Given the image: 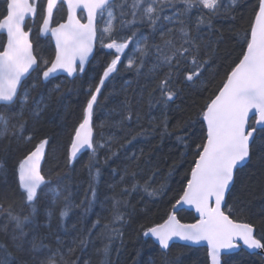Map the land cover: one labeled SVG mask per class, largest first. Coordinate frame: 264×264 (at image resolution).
<instances>
[{"label": "snow or ice", "instance_id": "obj_1", "mask_svg": "<svg viewBox=\"0 0 264 264\" xmlns=\"http://www.w3.org/2000/svg\"><path fill=\"white\" fill-rule=\"evenodd\" d=\"M0 4L3 5L0 35H6V41L0 42V144H3L0 148V188L9 186L7 161L12 140L31 144L37 130L29 129V117L38 122L48 110L53 93L62 94L61 85H54L46 94L33 93L55 79L57 73H67L71 77L85 72V65L97 43L102 48L115 50L113 58L103 67L99 82L89 86L81 119L70 131L65 166L71 167L79 155L88 150L89 157L84 165L89 175L87 187L77 202L70 190L64 194L59 185L53 186V175L42 171L51 143L47 135L17 158L13 171L28 211L23 215L14 213L9 205L8 221L0 231L7 235V229L12 225L11 250L8 242H0V264H35L38 251L50 250V246L43 244V240L50 237L55 238L58 247L39 264H56V255L63 260L64 241L59 231H53V226L57 230L65 229L67 235L65 218L73 210H81L80 218L72 225L73 230L92 212L100 199L101 166L116 157L120 163L111 168L112 182L107 184L112 195L105 196L101 202L111 201V218L102 224L98 216L91 227L73 236L67 248L69 256L77 250L86 251L94 244L93 230L99 227L102 230L95 237L102 242V247L95 249L98 264H114L112 253L120 251L115 245L118 241L123 243L124 226L130 224L136 214L130 199L133 193L152 198L166 189L165 183L156 182L161 170L158 161L153 160L155 146L147 153L143 147L127 151L139 137L147 140L157 136L160 144L166 138L174 137L183 148L181 157L192 152L193 159L186 183L182 184L179 198L171 203L167 219L147 228L141 224L138 236L155 238L165 253L176 240L186 242V246L205 243L210 264H229L230 253L242 246L250 251H264V231L258 233L256 224L233 218L235 213L247 209L239 196L233 195L238 171L254 154L258 153L259 158L264 159V0L251 3L247 27L236 33L239 52L229 64L222 86L204 100L194 117L189 115L177 120L171 129L169 113L173 105L180 110L176 101L184 93L181 84L190 90L207 86L205 73L215 63L217 45L223 39L222 33L217 35L214 20L234 21L233 13L240 7L239 0H0ZM62 5L67 6L66 18L54 24V13ZM166 9L172 11L165 14ZM78 12L84 15H78ZM37 18L41 21L37 38L48 37L50 43L54 42L51 58L37 53L34 47L33 29L27 21L30 19L35 23ZM145 26L149 30L147 34L141 33ZM205 27L207 35L203 31ZM127 30H130L129 35L121 34ZM157 33L159 42H150ZM130 44H135L138 58L129 56L124 64L126 70H135L139 75L146 66L145 58L150 54L154 56L148 74L155 84L148 89L146 99L150 110L159 106L160 115L150 116L148 126L140 125L139 132L129 131L122 143H118L114 135L97 141L94 113L100 108L101 89L106 81L114 80L119 74L118 65ZM33 72L37 73L34 78ZM29 79L31 83H28ZM130 83L125 81V84ZM140 98L144 99L143 89ZM111 112H117L121 119L113 124L101 121L100 128L119 125L122 131L123 126L134 118L137 122L142 119L140 111L133 110L128 97L119 109ZM197 123L199 133L189 134L187 130L195 128ZM114 143H118L116 150L112 147ZM100 149H107L108 153L102 161L97 155ZM121 149L125 150L122 158ZM176 167L174 162L169 168V176ZM145 170L149 174L141 181L138 177H143ZM55 179L59 181L64 176L56 173ZM178 205L194 207L199 219L194 223H182L177 217ZM0 210H4L2 203ZM41 216L42 224L38 219ZM41 226L49 229L43 236L38 235ZM84 264H91V260H85ZM166 264H179V257Z\"/></svg>", "mask_w": 264, "mask_h": 264}, {"label": "trees", "instance_id": "obj_2", "mask_svg": "<svg viewBox=\"0 0 264 264\" xmlns=\"http://www.w3.org/2000/svg\"><path fill=\"white\" fill-rule=\"evenodd\" d=\"M253 2L254 0H239L240 7H238L233 13L235 16L234 21L225 18L214 20V26L218 30L217 35L222 33L223 39L217 45L218 56L216 57L215 63L212 65V68L205 73L204 80L207 86L206 88L198 86L196 89L190 90L186 85L181 84L184 93L181 99L176 101V104L180 105V110H177L175 105L172 106V111L169 113L170 129L176 124L177 120L189 115L194 117L196 111L201 107L204 100L213 95L218 87L222 86L221 81L224 78L225 72L229 70V64L236 58V55L239 52V49L236 47V33L242 28L247 27L251 3ZM2 7L3 5L0 4V10H2ZM193 14L195 15V10H193ZM203 31L204 34L207 35L206 27ZM129 34L130 30L126 35ZM37 42L39 43L38 50L42 55H52L54 49L50 44H47L45 41H36V46ZM150 42H156L155 38L153 37ZM103 49L104 48L99 44V51H97L95 55L92 68L90 64L88 71L82 77H76L72 80L57 77L33 93V95H38L39 93L46 94L54 85H61L62 94L53 93L52 99L49 102L50 106L41 119L38 122H34L32 118L29 117V129L37 130L35 131V139L31 144H24L23 141H17L16 139L12 140L7 161L10 172L8 177L9 186L7 188H0V203H2L4 207V210H0V227L8 221L7 209L9 205H12L14 213L23 215L28 211L23 203L21 190L17 186L16 176L13 171L14 165L17 158L22 157L31 149L32 145L37 143L39 139L43 138L45 135L51 138V143L47 149L46 162H44L42 168L43 172L45 174L51 173L53 175V186L60 184L61 187L65 188V191L70 190L73 193V199L77 202L81 198L89 179L88 171L84 167L88 160L89 152L87 151L83 153L76 161H74L71 167L65 166L66 158L71 142L70 131L81 119L82 107L88 98V87L93 79L98 82V75H102L103 67L113 58L115 53L112 50L106 51ZM130 51L124 57L129 55ZM152 57L154 56L150 54L146 58L150 61ZM124 64L126 63L122 60V63L118 66L120 69L119 74L116 75L114 80L110 79L107 82L99 96L100 108L94 113V123L97 125L95 128V139L97 141L110 135H114L117 138L118 143H122L123 138L129 131L133 134L139 132L140 125H143L144 127L148 126L150 116L158 117L160 115L159 106L156 109L150 110L147 104V91L154 86L155 81L149 78L146 66L141 69L140 74L137 75L135 70H126ZM150 65L151 62H149V67ZM32 77H34L33 74ZM125 81L131 83L125 84ZM28 83H31V79H29ZM141 89L144 90V99L140 98ZM126 97L131 100L133 110L140 111L142 119L137 122L134 118L131 123H126L123 126L122 131L120 130L119 125L100 128L98 125L101 121L113 124V122L121 119V116L117 112H111V110L119 109V106L125 101ZM187 131L189 134H198L200 131L199 123H197L195 128H190ZM26 134L27 133H25V135ZM3 143L6 144L7 141ZM118 143L112 145L113 150H116ZM154 146L155 155L153 156V160L154 162L158 161V166L161 170L160 175L156 177V182L165 183L166 189L163 194L152 198H149L143 193H139L138 197H134L135 193H133L130 199L131 203L136 208V214L131 223L124 226L123 243L121 244L119 241L116 243V247L120 249V255L114 264H133V261H136V264H166L167 261L173 260L177 257H179V264H210L207 257V248L205 247H193L175 243L172 244L169 250L165 253L152 239L144 238L142 235L138 236V230L141 224L147 228L148 226L161 223L167 218L168 212L171 210V203H174L175 199L179 198L182 184L186 183L187 174L189 173L191 166L190 161L193 159L192 152H188L186 157H181L180 153L183 151V148L178 146V142L174 137L166 138L162 144L159 143L158 136L155 139L147 140L143 137H139L132 145L128 146L127 151L131 152L143 147L147 153L153 151ZM2 147L3 144H0V148ZM124 151V149L120 150L121 158ZM107 154L106 149H100L97 153L101 161ZM174 162L177 167L169 176V168ZM119 163L120 160L113 157L107 165L101 166L103 176L99 185L100 194H107V196L112 195L107 184L112 182L110 174L111 168ZM56 173L63 174L64 179L57 181L55 179ZM148 174V171L145 170L144 176L138 177V179L143 181ZM116 179H118V177ZM116 191L118 192L119 188H117ZM233 195L239 196V198L247 205L245 212H237L234 214L233 218L256 224L258 233L264 231V211H262V209H264V159H260L258 153L254 154L251 161L238 171L236 184L233 188ZM50 197H48V199H51ZM228 202L231 204L232 199L229 198ZM104 208H106L103 212L105 213V220L101 222L102 224L111 218V201H107ZM95 209L98 210V207ZM58 210L59 205H57V212ZM102 211H96V214L101 216ZM80 213L81 210L77 209V214L79 215L77 218H72L71 220L65 218V222H67V235H65V229L62 228L57 230L55 225L53 226V231H59L61 239L64 241L62 252L65 261H68L69 264H71L72 261H75L79 256H82L83 259H80L79 261L77 260L78 264H84L86 257H90V259L93 260L92 264H97L96 260L98 259V256L95 254V249L98 248L99 240L95 239L96 236H93L94 244L89 245V249H86V251L81 252L77 250L71 256L67 253V248L71 245L73 236L77 235L83 229L91 227V223L94 221L92 217H88L89 213L87 214V218L81 219L80 223L77 224V228L73 230L72 225L77 223L78 218H80ZM179 217L183 221L191 222L196 220L195 215L186 210L180 212ZM38 219L42 224L43 217L41 216ZM28 227H31V225ZM96 229H99V227ZM48 232L49 229L44 226H41L38 229V235L41 236ZM12 234V225H9L7 235H5L3 231H0V238L8 242L10 250V237ZM29 238H31V236ZM43 244L49 245L50 250L41 249L38 251L34 257L35 264H39L41 259L53 255L58 247L54 237L44 239ZM115 256L116 253L114 252L113 258H115ZM55 261L56 264H59V259L56 258V256ZM61 264H64V262ZM229 264H264V259L256 253L251 254L241 250L230 255Z\"/></svg>", "mask_w": 264, "mask_h": 264}, {"label": "rangeland", "instance_id": "obj_3", "mask_svg": "<svg viewBox=\"0 0 264 264\" xmlns=\"http://www.w3.org/2000/svg\"><path fill=\"white\" fill-rule=\"evenodd\" d=\"M172 10L171 9H166L165 10V14H169L170 12H171ZM195 14H196V12H195ZM194 15V14H193ZM148 28L145 26V27H143L142 29H141V33H143V34H147L148 33ZM129 32V30H127V31H125V32H123V33H121L122 35H126L127 33ZM154 38H155V41L156 42H159L158 41V33L154 36ZM134 49H135V44H132V48H131V51H130V53H129V55H127L126 57H124V59H123V61L125 62V63H127V59H128V57L129 56H132V57H136V58H138V53H136L135 51H134ZM146 59V61H147V63H146V68L148 69V67H149V62H151L152 60H154V57H152V59L150 60V61H148V59L147 58H145ZM95 77V76H94ZM93 77V78H94ZM98 77H100L99 75H98ZM98 77H97V79H98ZM98 83L99 82V80H98V82L97 81H95V79H93V81H92V83L90 84V85H95L96 83ZM89 85V86H90ZM88 89H89V87H88ZM158 107V106H157ZM100 141V140H99ZM107 150V149H106ZM42 171H43V169H42ZM59 186H60V184H59ZM61 187V186H60ZM63 190L65 189V188H63V187H61ZM105 193V192H104ZM64 194H67V191H65L64 190ZM105 196H107V194H104V195H102V194H100V199L96 202V204L94 205V207H93V210H92V212H90V214L88 215V217L90 218V217H92V219L93 220H96L97 219V217H98V214H96L97 212L96 211H99V210H103L102 211V215L100 216L99 215V217L101 218V222H103L104 220H105V213H103L104 212V209H106V208H104V205H106V202H104L103 204L101 203L102 201H104V197ZM139 196V194H137V193H135V196L134 197H138ZM50 197V196H49ZM51 198V197H50ZM50 200V199H49ZM96 207H98V210L97 209H95ZM23 208V207H22ZM77 216H79L78 214H77V209H75V210H73V212H71L70 214H69V217H68V219H72V218H77ZM87 218V217H86ZM89 218H88V220H89ZM195 221V220H194ZM163 222V221H162ZM183 222H190V221H183ZM192 222V221H191ZM66 224H67V222H65V227H66ZM102 229L101 228H99V229H94L93 230V236L95 237L96 236V233H98V232H100ZM0 240H1V242H4V240L2 239V238H0ZM99 245H98V248H100V247H102V242L99 240ZM91 245V244H90ZM49 246V245H48ZM115 247H116V245H115ZM116 248H118V247H116ZM87 249H89V247L87 248ZM46 250V249H45ZM116 253V256H115V258H113V253ZM113 253H112V260H113V262L115 263L116 261H117V259L119 258V255H120V251L119 252H116L115 250L113 251ZM51 256V255H50ZM56 258H58L59 259V264H61V263H63V262H65V258L63 257V260H61V258H60V255H56ZM77 258H78V256H77ZM80 259H83L82 258V256H79V258L78 259H76L75 260V262H77L76 264H78V261L80 260ZM78 260V261H77ZM86 260H91L90 259V257H86ZM98 260H99V257H98V259L96 260V262H97V264H98ZM93 263V260H91V264Z\"/></svg>", "mask_w": 264, "mask_h": 264}, {"label": "flooded vegetation", "instance_id": "obj_4", "mask_svg": "<svg viewBox=\"0 0 264 264\" xmlns=\"http://www.w3.org/2000/svg\"><path fill=\"white\" fill-rule=\"evenodd\" d=\"M66 13H67V6L66 5H62V6H60L59 7V10L58 11H56L55 13H54V24L55 23H58V22H62V19H64V18H66ZM78 15H81V16H83L84 14L82 13V12H78ZM64 16V17H63ZM40 19L39 18H37L36 19V21H35V23H33L32 22V20H28L27 21V23H28V25L30 26V27H32V29H33V32H32V39H33V43H34V47H35V49H36V51H37V53H39V54H41L40 52H39V50H38V42H37V46H36V41H45L47 44H50L51 46H52V48L54 49V42H49V40H50V38H48V37H40L39 39L37 38V30H38V26H39V24H40ZM4 41H6V35H0V42H4ZM131 47H132V44H130L129 45V48L126 50V52L124 53V55H122V57H121V61L123 60V58H124V56L130 51V49H131ZM103 50H106V51H108L109 49H103ZM97 51H99V43H97V45H96V47H95V51H94V54H93V56H92V58L89 60V62H88V64L86 65V67H85V72H83V73H76V75H75V77H69V76H67V75H58V76H56V78L57 77H62V78H67V79H74V78H80V77H82L87 71H88V68H89V66H90V64H91V68H92V64H93V62H94V60H95V55H96V53H97ZM112 51H114L115 52V50L113 49ZM54 54V52L52 53V55ZM42 55V54H41ZM52 55H43L45 58H51L52 57ZM119 66V65H118ZM33 75H34V77L37 75V73L36 72H33L32 73ZM33 77V78H34ZM109 81V80H108ZM108 81H106L105 82V85H104V87H102V91H103V89L105 88V86H106V84H107V82ZM101 91V92H102ZM179 215V214H178ZM240 222H247V221H242V220H239ZM178 244V243H177ZM241 250H244V251H246V252H248V253H251V252H249V251H247L246 249H244L243 247H241L239 250H237V251H235V252H231L230 253V255H232V254H235V253H237V252H239V251H241ZM256 253V252H255ZM251 254H254V253H251ZM256 254H258V255H260V256H262L263 257V259H264V254H261V253H256Z\"/></svg>", "mask_w": 264, "mask_h": 264}, {"label": "water", "instance_id": "obj_5", "mask_svg": "<svg viewBox=\"0 0 264 264\" xmlns=\"http://www.w3.org/2000/svg\"><path fill=\"white\" fill-rule=\"evenodd\" d=\"M78 14V13H77ZM127 50V49H126ZM126 50H125V52H126ZM94 51H95V48H94ZM94 54V53H93ZM93 56V55H92ZM92 56H90L89 57V60L92 58ZM88 63H86V65H87ZM86 65H85V67H86ZM58 75H67V73H57L56 74V76H58ZM75 75L76 74H74L73 76H71L72 78L73 77H75ZM68 76V75H67ZM88 150H84L83 152H82V154L83 153H85V152H87ZM47 154V153H46ZM82 154H80L79 155V157L82 155ZM78 157V158H79ZM44 164V163H43ZM43 164H42V166H43ZM177 208H178V211H177V217L179 218V212H181V211H183V210H189V211H191V212H193L194 214H195V217H196V220L197 219H199V214L195 211V208L194 207H191V206H188V205H182V206H177ZM195 220V221H196ZM195 221H192V222H183V221H181L182 223H194ZM163 223V222H162ZM154 239V241H155V238H153ZM157 243V242H156ZM175 243H181V244H186V242H184V241H179V240H176V241H174V242H171L170 243V247L172 246V244H175ZM158 244V243H157ZM192 246H194V247H206L207 248V246H206V244L205 243H201L200 245H192ZM243 247V246H242ZM244 248V247H243ZM244 249H246V248H244ZM237 250H239V249H236V250H233L232 252H235V251H237ZM247 250V249H246ZM247 251H249V252H251V253H261V254H264V251H261V250H256V251H250V250H247ZM210 261V260H209Z\"/></svg>", "mask_w": 264, "mask_h": 264}, {"label": "bare ground", "instance_id": "obj_6", "mask_svg": "<svg viewBox=\"0 0 264 264\" xmlns=\"http://www.w3.org/2000/svg\"><path fill=\"white\" fill-rule=\"evenodd\" d=\"M148 227H151V226H148ZM145 238V237H144ZM148 238H150V239H152L153 241H154V239L153 238H151V237H148ZM155 242V241H154ZM156 243V242H155ZM157 244V243H156ZM158 245V244H157Z\"/></svg>", "mask_w": 264, "mask_h": 264}]
</instances>
